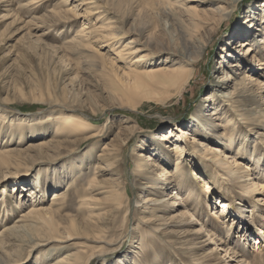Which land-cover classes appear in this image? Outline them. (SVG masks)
Masks as SVG:
<instances>
[{
	"label": "rangeland",
	"instance_id": "rangeland-1",
	"mask_svg": "<svg viewBox=\"0 0 264 264\" xmlns=\"http://www.w3.org/2000/svg\"><path fill=\"white\" fill-rule=\"evenodd\" d=\"M87 1L0 0V150L5 143L3 146L13 151L16 158L24 157L19 163L0 166V236L7 233L4 228L15 225L23 228L12 238L14 244L6 243L3 255L6 262L0 264H43L73 252L83 259L95 254L89 264H152L155 260L160 264H199L201 260L231 264L230 257L220 249L223 243L219 244V237H211L206 231L211 221L219 227L215 233L222 241L227 240L237 252L245 248L251 255L250 264H264V242L263 251L254 250L256 243L262 241L259 229L264 230V158L249 153L253 146L261 152L262 144L254 140L256 133H250L251 125L246 124V118L233 116L239 126L237 130L248 135L247 140L243 139L248 147L242 152L236 150L239 140L229 149L218 134L205 140L206 136L188 130L203 98L217 89L216 85L228 86L234 82L233 79L223 80L226 74L241 77L234 64L240 58H247L244 48L238 45L243 39L238 33L245 31L248 19L256 20V24L260 22L264 7L260 2L264 0H232L228 15L212 32L209 22L201 19L203 23L200 22L202 26L196 31L195 41L196 45L203 46L202 55L194 65L192 79L179 95L171 94L169 87L154 84L135 90L133 77L124 73L131 67L130 58L116 54L130 39H138L151 49L171 47L179 53L185 51L173 20L160 16L161 8L154 4L156 0H93V4ZM180 1L196 4L200 16L209 6L206 2ZM156 5L158 9H151ZM183 9L176 3L172 7L173 15L190 30L191 19ZM67 18L69 20H65ZM80 29H83L82 35L77 38L81 42L66 43L73 40ZM258 35L255 33L254 38ZM116 45L120 47L117 49ZM223 47L230 57L224 58L227 51H223ZM167 54L168 51H162L153 58L158 63L160 59L172 60L174 56ZM230 61L233 66L228 65ZM250 63L253 66L255 62ZM248 73L254 71L248 70ZM55 92L83 100L85 107L77 112L96 126L91 131L105 127L103 134L80 142L67 157H57L51 152L52 116L58 108L49 107L46 98L57 97ZM228 109V113L231 112V106ZM257 111L249 112V118L257 120L260 117ZM38 118H43L39 123L41 127L33 134L28 124ZM240 120L245 123H239ZM131 125L135 132L120 155L121 171L119 167L105 166L103 156L97 159V155L105 145L110 149L115 135L123 137L124 126ZM225 129L226 126L221 132ZM185 130L187 133H183ZM163 133L170 136L164 141L167 148L175 142L182 145L185 178L193 186L191 200L197 197L201 201L200 210L194 211L187 205L186 216H174L172 221L170 211L162 218L154 214L147 219L148 214H143V210L150 212L148 207L152 205L148 203L144 209L148 201L143 196L147 198L148 193L144 192L145 185L137 188L131 174L133 157L140 151L132 149L138 143L144 146L147 142L143 158L147 160L149 156L155 161L156 145L148 140L152 136L159 138ZM10 135L12 139L8 144L4 141ZM202 139L208 147V153L204 149L207 159L195 150ZM199 147L202 149L201 144ZM212 148L217 149L211 152ZM38 150L42 152L34 155ZM85 156H91L92 160L88 162ZM76 161L80 164L75 165ZM161 164L171 170V166ZM74 166L76 172L71 173ZM120 175L118 182H122L127 196L123 195L119 207L112 210L114 201L107 200L106 190L109 182ZM59 176L62 180L65 178L67 185L49 188ZM91 181L99 183L90 190ZM65 186L69 188L67 196L51 211V194ZM76 189L84 190V195H75ZM89 191L91 197L87 195ZM168 191L160 193L165 201L173 200L167 196ZM37 208L39 212L34 210ZM24 213L33 214L28 221H23L20 219ZM108 216V226L100 237L95 236L97 241H93L96 231L89 223L103 222ZM69 221L78 222L80 226L74 228ZM134 227L139 233L135 239L131 236ZM229 228L231 231L225 237L223 231ZM193 239L194 245L190 242ZM205 254L211 256L204 259ZM196 259L200 261L195 262Z\"/></svg>",
	"mask_w": 264,
	"mask_h": 264
},
{
	"label": "bare ground",
	"instance_id": "bare-ground-1",
	"mask_svg": "<svg viewBox=\"0 0 264 264\" xmlns=\"http://www.w3.org/2000/svg\"><path fill=\"white\" fill-rule=\"evenodd\" d=\"M189 1H194V2L198 1L199 3L206 2V4L209 6L208 8H206L205 14L200 16V12H198L196 4H192L193 2L192 3L190 2L191 4L181 3L182 1L180 0H174V1L173 0H160V1L156 0V2H154V4H157L161 8L160 16L166 17V19L171 18V20H173V23L175 24L176 30L179 35L178 38L181 41V46L185 50L183 53L181 52L179 53V51H176L174 48H171V47H169L170 49H151L147 45H143L138 39L127 40L125 43L121 45L120 49H118L120 46H117V45L115 46V48L118 49L116 51L117 55L119 56L122 55L123 58L125 59L130 58L129 62L131 63L130 64L131 67H129L128 71L125 70L126 72L124 73L126 75H130L133 77V80L131 81L134 84L135 90H140V87L142 86L150 87L152 84H154V85L169 87L168 90L171 91L170 93L173 95L181 94L183 89H185L186 85L189 83L190 79H192L193 74H194V65L196 64L197 59L202 55L203 46L196 45V41H195L196 31L202 26L200 22L203 23L201 19L205 18L207 22H209L208 23L210 24L209 29H210V32H212V30L218 28L220 23L226 18V16L228 15L230 11L229 8H231L233 4L232 0L231 1L230 0H189ZM93 2H94L93 0H88L87 4H93ZM176 3H179V5H182L185 8L183 10H185V13L189 17V19H191L192 28H190V30L186 29L182 23H180L174 18L172 7ZM260 3L262 4V7H263L264 1H261ZM157 5L155 7H151V9H158ZM59 16L63 17L61 15ZM199 18L201 21L199 20ZM166 19L165 21H167ZM177 19L179 20V18ZM65 20H69V19L67 18ZM248 21H249L248 22L249 24L245 25L244 26L245 28H243L245 31H241V33L240 32L238 33V37H243V39L241 40V42H239L238 45L239 47L241 46L242 48H244L243 54L246 56L245 58L247 59L240 58V60H238L234 64L237 66V70H240L239 75L241 74V77L235 78V77L230 76L229 73H227L226 74L227 76L223 80L228 81V80L233 79L234 82L231 85H228L229 87L225 85L223 86L222 84L220 86L216 85L217 89H214V91L209 92V94L205 96V98H203V101L200 103L201 108L199 110H196V114L193 115L194 117H192L191 119L192 124H190L188 130L194 133H199L200 135H203L204 137L206 136L205 140H208L207 138H211V136H213L214 134H218L220 135L221 138L225 140L223 143L226 144V146L229 149L235 147L236 145L235 140L237 141L239 140L236 150L241 149L243 152L244 150H246V147H248L246 146V142L243 139L247 140L246 137L248 135L243 134L241 131H239V129L237 130V127L239 128V126H238L237 121L233 118V116H239L240 119L246 118V124L250 123L251 125L250 133H256V135H254L255 142H257L260 145L262 144L261 146L263 148V149L261 148L260 149L261 152H259L255 150L256 146H253L251 147V150H249L250 151L249 153L251 156L260 155L261 158L262 156L264 158V68L262 66L264 65V7H263L262 18L260 19L259 23L256 24L257 21L255 20L254 22V19H248ZM168 29H169V33H171L172 31L169 28V26H168ZM82 30L83 29H80L79 30L80 33H77L74 35L75 37H72L73 40H69L66 43H69V44L70 43H80L81 40L77 37H80L79 35H82V32H83ZM133 31H136V29L134 28ZM257 32L259 33V35L256 39V37L254 38V36H255V33ZM140 34L141 32L138 34L139 37H140ZM48 47L52 48L51 46H48ZM222 49L223 51H227V53L225 52L226 54L224 58L230 57L231 54H229V51L227 50V48L223 47ZM162 51H166V52L168 51L167 55L171 57L174 56L173 59L169 61L168 59H160L159 63L156 62L158 60L156 58H153L154 54L159 55ZM60 57H63V55ZM250 62H255V63H253V66H252V63ZM228 65L233 66L231 61ZM254 66H255V69L253 68ZM247 69L249 71L250 70L254 71V73L249 74ZM157 89L158 88H156V90ZM60 95L61 93L57 92L56 93L57 97H47L46 98V104L49 107L58 108L56 111L53 110L56 112V114L52 116L53 121H54L52 123L54 127V132L52 133V135L54 138L49 139V141L53 143L52 144L53 149L50 148L52 153H56L57 157L64 156V155L67 157L70 155L69 153L72 154L73 150L77 146H79L80 142L89 141L103 134L105 127L103 126L101 129L99 128L95 132L91 131L93 127H96V126L93 125V123H91L87 117L77 112L78 109L85 107L83 100H81L78 97H73V96L63 97ZM166 98L164 97V99ZM160 101L165 102L163 101V99H161ZM65 104L68 105V107H65L64 106ZM229 106H231L232 110L231 112L228 113ZM249 106H251V108ZM255 109L256 111L258 110L256 114H259L260 116L257 118V120L254 118L250 119L248 116L249 112L252 113V111H255ZM49 116H51V114H49ZM42 119L43 118H38L37 121H33V120L30 121V123L28 124L30 125L29 132L33 134L38 132L39 130L37 128L41 127V124L39 123ZM254 120L257 122L254 123L253 122ZM125 121L127 120L125 119L124 122ZM239 123H245V122L244 121L242 122L240 120ZM225 126L227 127V129L221 132L222 129L224 130ZM134 132L135 130L132 125L127 126V127L124 126L123 137L121 134H116L115 137L110 141L111 143L110 149H107L106 145L103 146L102 151H100L99 154L97 155V159L103 156V159L106 162L105 166L108 167L111 165L115 169L119 167L118 171L120 172L121 171L120 155L122 153L124 146L125 145L127 146L129 143L128 141L131 140V138L133 137ZM225 132H228L229 135L225 136L226 135L224 134ZM183 133H187L186 130ZM169 137L167 136V134L163 133V134H160L159 138L158 137L156 138V136H152L150 140H148L149 141L148 143H152V144L154 143L156 145V148L153 149V151H155V157H156L155 161H152V158H150L149 156H147V160L143 158L144 155L142 152L147 147V142L145 143L144 146L142 143L141 144L138 143L137 146H135V149L134 148L132 149L133 152H135L136 149L140 150L138 154L134 155L135 157H133V167L131 169L132 170L131 174L133 178L135 179V185L137 186V188H141L142 185H145L144 192L148 193L147 198L143 196V199H146V201H148L147 203H145V206L143 208L147 209L148 203L152 205L148 207L150 212H145V210H143V214H148L147 215L148 220L150 218V215L157 214L158 217L162 218V216H164L165 214H168L169 211L173 212L172 213L173 215L169 217L170 221H172V217L174 216L180 215L184 217L187 214L186 211H187V208H189V206H191V208L194 209V211L200 210L201 201H198L197 197H194L193 200H191V197H193L192 196L193 186L185 178V173H184L185 171L183 169L184 168L183 167L184 158L182 155L183 147L181 144L175 142L171 146V148H167L168 146L165 144L166 142L164 141L168 139ZM10 138L12 139V135H10L9 139L5 140L4 142L6 143L10 142L11 141ZM193 140H196V139H193ZM4 144L5 143L2 144V149L0 150V166H4L8 164L13 165V164L19 163L20 161H23L21 159H24V157H21V159L16 158L12 153L13 151L5 148V146H3ZM199 144H201L202 149L199 147ZM204 144L205 142L203 141V139L202 141L200 140L195 145V150L199 151L198 154H200L201 152L200 156H203L204 158L207 159L208 147L204 146ZM204 149H207V153H206V150ZM212 149H211V152L216 150L217 148L213 150ZM40 152L42 151L38 150V152L34 155H37ZM85 157L88 160V162L92 160L91 156H85ZM148 161H151L152 164L148 163ZM161 163H164L168 165L169 167L171 166V170L164 167ZM79 164L80 163H78L77 161L75 162V165H79ZM78 169L79 168L77 167V171ZM72 172H76L75 166L71 170V173ZM59 178L60 176L58 178H55V180L56 179L57 180L54 181L53 185L49 184L48 187L57 188L63 183H66L67 185L68 182H64L65 178L63 180ZM121 178H122V175L117 176V178H114L111 182H109L110 186H108L106 190L107 200L114 201V203L111 205L112 210L119 207V204L121 202L123 195L126 194L127 196L125 187L122 185V182L121 183L118 182L119 180H121ZM144 182L145 184H143ZM91 183L92 185L90 186V190L98 186L96 184L99 182L91 181ZM206 188H207L206 190H208L209 186L207 185ZM60 189L61 190L53 192L51 194V199L49 200L50 202L49 208L51 209V211H54L55 209L53 208V206L55 207L59 205L68 194L69 188H66V186ZM163 190L164 191L169 190L167 196H169L170 198H173V200L165 201L164 199H162V197H160L161 196L160 193ZM173 190H176V192ZM172 191L174 192L173 195H171ZM75 195L82 197L84 195V190L79 191L76 189ZM87 195L91 197L90 191L88 192ZM3 200L5 199L3 198ZM176 200H178L179 202L178 201L176 202ZM178 206L180 207L178 208ZM34 210L38 212L40 211L38 208ZM38 212H35V213H38ZM31 214L33 213L22 214V218L20 220L28 221L27 218L29 217V215L31 217ZM104 220L105 221L103 222H95L93 220L94 222L89 223L90 226L96 231V235H93V237L95 236L100 237L101 236L100 233L104 231L103 229L106 226H108L107 223L109 220V216L104 218ZM205 223H208V222L205 221ZM69 224L70 226L74 228L76 226L77 227L80 226L78 222H74V221H69ZM15 226H13L12 228L11 227L4 228L7 231V233H4L5 231L4 229L3 231H1V234L2 233L4 234L0 236V263L1 261L6 262L5 257L3 256L4 253L6 252V250H4L6 243H9L11 245L14 244L15 241L12 240V238H16L17 231L19 229L20 230L23 229L20 227L18 228L17 225ZM27 226L28 224L24 226V230ZM209 226L210 227H208V229L206 230L207 233L210 234L211 237L212 236L216 238L219 237L217 238V240L220 241L219 244L223 243L221 245L222 248L220 249H224L225 255L227 257H230L229 260L233 262L231 264H250L251 255L245 250V248L242 247L240 250L241 252H237L235 249L236 247L235 248L231 247L226 242L227 240L224 239L222 241L221 239L222 237L218 236V234L216 235L215 230L218 229L219 227L216 224H214L213 221L209 223ZM136 228L138 229V227ZM230 231H231L230 228L228 230L225 229L223 231V233L226 234L225 237L229 235ZM259 233H261V237L259 238L262 241H259L256 243L257 248L254 249L256 250V252L259 250L263 251V249H261V246H263L262 243L264 242V230L259 229ZM138 235L139 233L137 232V230L135 231V227H134L131 232V236L134 237L135 239L136 237H138ZM93 239H95L93 241H97L96 239H98V237H95ZM193 241L194 239L191 240L190 242L191 244L194 245L195 243ZM135 242H137V240ZM258 243H261V244L259 245ZM135 252L137 254L138 251L136 250ZM231 254L233 258L230 256ZM210 256L211 254H208V255L205 254L204 259H207ZM94 257H95V254L92 253L91 255H89V257H87V259H83L82 257L78 255V253L73 252V253L65 254L62 258H59L58 260H55L53 262L52 261L45 262L43 264H89L90 260L93 259ZM214 257L216 259L215 253H213V258ZM198 261L200 260L198 259L195 260V262H198ZM204 261H207V260H201V263L200 262L198 263L199 264H215L216 263V262L215 263H210V262L204 263ZM4 264H8V263H4ZM152 264H160V263H157V260H155L154 262H152Z\"/></svg>",
	"mask_w": 264,
	"mask_h": 264
}]
</instances>
